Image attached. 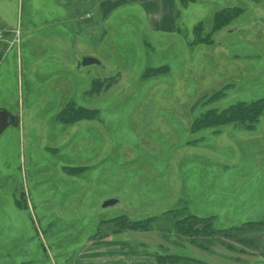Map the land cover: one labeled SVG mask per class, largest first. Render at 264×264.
Masks as SVG:
<instances>
[{"label":"rangeland","instance_id":"rangeland-1","mask_svg":"<svg viewBox=\"0 0 264 264\" xmlns=\"http://www.w3.org/2000/svg\"><path fill=\"white\" fill-rule=\"evenodd\" d=\"M0 23L19 26L0 50V264H72L105 238L260 264L264 116L192 124L264 97V0H0ZM186 214L219 231L182 235Z\"/></svg>","mask_w":264,"mask_h":264},{"label":"trees","instance_id":"trees-1","mask_svg":"<svg viewBox=\"0 0 264 264\" xmlns=\"http://www.w3.org/2000/svg\"><path fill=\"white\" fill-rule=\"evenodd\" d=\"M223 90L219 89L216 92L207 96V100H215L219 98ZM80 107H76L75 113L79 112ZM66 109L61 113L64 114ZM264 116V97L251 100L249 102L237 101L230 104L226 108L217 110L216 108H209L193 121L192 127H205V126H219L224 123H242L248 129L258 121L259 118ZM212 219H204L193 214H186L176 221V230L182 235L194 238L203 234L217 233L211 225ZM261 223V221H260ZM221 231V230H220ZM226 234V233H225ZM178 256L173 255H159L157 256L160 264L172 263L176 261Z\"/></svg>","mask_w":264,"mask_h":264},{"label":"crops","instance_id":"crops-1","mask_svg":"<svg viewBox=\"0 0 264 264\" xmlns=\"http://www.w3.org/2000/svg\"><path fill=\"white\" fill-rule=\"evenodd\" d=\"M102 10V8L100 9ZM10 30L9 35H11V31L15 29L17 26H11L9 24L0 23ZM19 27V26H17ZM7 35V37L9 36ZM9 41V39H8ZM6 44L8 46H6ZM5 50L10 47V45L6 42L3 43ZM3 49V48H2ZM2 51V50H1ZM7 51V50H6ZM0 52V61H9L8 53L9 52ZM6 52V53H5ZM21 54V53H20ZM2 55V57H1ZM90 56V55H86ZM22 57V56H21ZM24 59V58H23ZM32 62L37 63L38 60L36 58L31 59ZM81 61V60H80ZM2 63L0 64V66ZM21 60L18 59L16 66L17 71L20 74L21 72ZM82 66V65H80ZM7 73L6 66H4ZM3 67V68H4ZM2 70V69H1ZM260 232H259V241H258V250L256 254L255 262L260 264H264V216L260 220ZM128 238H105L104 242L101 244L90 243V246H86L75 254L74 260L72 264H159L156 258V253L154 249H140L137 245V242ZM133 241V242H132ZM232 260V259H231ZM235 264H241V260L235 259L233 260Z\"/></svg>","mask_w":264,"mask_h":264},{"label":"water","instance_id":"water-1","mask_svg":"<svg viewBox=\"0 0 264 264\" xmlns=\"http://www.w3.org/2000/svg\"><path fill=\"white\" fill-rule=\"evenodd\" d=\"M93 63H99L98 59H96L95 57H92V56H83L81 61L78 63V66H80V65L87 66V65L93 64ZM115 202H116V199H107L103 202V206L110 205V204H113Z\"/></svg>","mask_w":264,"mask_h":264},{"label":"built area","instance_id":"built-area-1","mask_svg":"<svg viewBox=\"0 0 264 264\" xmlns=\"http://www.w3.org/2000/svg\"><path fill=\"white\" fill-rule=\"evenodd\" d=\"M10 33V30L0 24V50L2 49L3 43L6 42V37Z\"/></svg>","mask_w":264,"mask_h":264}]
</instances>
